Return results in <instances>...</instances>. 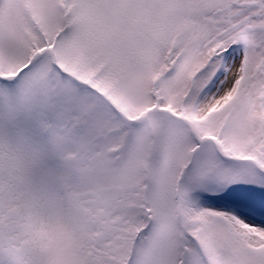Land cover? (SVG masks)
<instances>
[{"label":"snow or ice","instance_id":"1","mask_svg":"<svg viewBox=\"0 0 264 264\" xmlns=\"http://www.w3.org/2000/svg\"><path fill=\"white\" fill-rule=\"evenodd\" d=\"M0 264H264V0H0Z\"/></svg>","mask_w":264,"mask_h":264}]
</instances>
